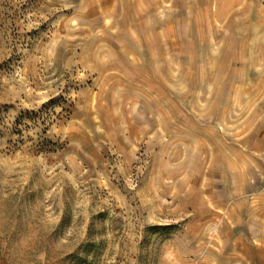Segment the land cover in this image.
<instances>
[{"label":"rangeland","instance_id":"obj_1","mask_svg":"<svg viewBox=\"0 0 264 264\" xmlns=\"http://www.w3.org/2000/svg\"><path fill=\"white\" fill-rule=\"evenodd\" d=\"M0 264H264V0H0Z\"/></svg>","mask_w":264,"mask_h":264}]
</instances>
